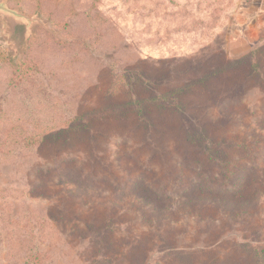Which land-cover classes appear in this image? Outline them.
<instances>
[{"label": "rangeland", "instance_id": "374dc122", "mask_svg": "<svg viewBox=\"0 0 264 264\" xmlns=\"http://www.w3.org/2000/svg\"><path fill=\"white\" fill-rule=\"evenodd\" d=\"M43 9L23 49L7 51L19 71L0 62V264H232L233 244L264 245L257 1L50 0ZM160 94L170 104L137 107ZM108 104L120 113L50 135ZM200 131L208 143L187 139ZM198 167L224 189L245 168L247 196L208 209L198 198L209 186L189 195ZM166 247L189 258L175 263Z\"/></svg>", "mask_w": 264, "mask_h": 264}, {"label": "trees", "instance_id": "16d2710c", "mask_svg": "<svg viewBox=\"0 0 264 264\" xmlns=\"http://www.w3.org/2000/svg\"><path fill=\"white\" fill-rule=\"evenodd\" d=\"M15 57H12L11 54H9L8 52L0 49V62L5 63V64H9L11 65L13 68H16L15 71H19L20 67V63H13ZM21 72V71H20ZM126 78L128 79L129 76ZM178 91H175V93H177ZM169 97L166 94H160V95H155V97H149L148 99H142L143 102L138 105L137 107H142L144 108V106H146L147 104H151L152 106H161L163 104H170L168 103L166 100H168ZM134 100H138V99H134ZM115 104V103H114ZM132 104H129L128 106H131ZM116 109H114V106L112 104H108L102 108H98L97 110L90 112V113H86L84 115L78 116L74 119H71L69 122L70 124H68V128L64 129V130H59L56 132H52L50 133L51 136L55 135H59L61 133H65L66 131H73L77 128L82 129L84 127L87 126V122H84L85 118H89L91 116H93L94 114H110V112L114 111ZM118 112V114L120 113V111L116 110ZM54 137V136H53ZM187 139L190 142H196L198 140H201L205 143H208V139L205 137L204 132L200 131L198 133H189L187 135ZM210 147L208 144H203V148H208ZM208 155V152L206 153ZM208 158V157H207ZM209 159V158H208ZM245 169V168H244ZM244 169H241V174L242 177L240 178L241 180H237L236 181V188H231V189H224V186H218L219 182H215V178L216 176L213 175H207L208 177H201L202 175L199 172V167L196 168V172L198 171L199 173L196 174V179L195 180V187H192V190L190 191L189 195L193 196L197 190L209 186L208 190H202V193H205L204 195L200 196L198 199L199 200H210L208 204H206L205 206H207L208 209H211V205L216 206V207H227L228 209H232L233 205L235 202H237V200L241 199L243 200L244 197L247 196L246 192L245 194H243L244 190H246L244 187L242 186H246L247 184V179H246V175ZM254 176V173H253ZM237 179V178H236ZM251 182V181H250ZM242 185V186H241ZM197 189V190H196ZM149 194V193H148ZM147 194V195H148ZM155 194H149V197H153ZM233 195V196H231ZM230 196V198H228ZM142 216H145V213H143ZM192 216V214L189 212L187 213V217ZM234 245V248H233ZM232 246L229 247V249L231 248L232 253H234L233 249L235 250V254L232 257H228L226 258L228 263H232V264H264V245L263 244H253L250 242H239L236 244H233ZM201 252L203 255H207L211 256L207 250H201V249H196L193 250V252L191 253V255H194V253L197 252ZM163 253H168V254H172L173 257H171V259L173 260V262L175 263H182L183 260H187L189 257L186 253H181V251H175L173 249H170L169 247H166L164 249ZM168 254H163L164 256H168ZM218 257V256H217ZM103 259L100 260H96L95 264H115L114 262H111L109 259L102 257ZM211 259V258H210ZM209 259V260H210Z\"/></svg>", "mask_w": 264, "mask_h": 264}, {"label": "crops", "instance_id": "0c3cea01", "mask_svg": "<svg viewBox=\"0 0 264 264\" xmlns=\"http://www.w3.org/2000/svg\"><path fill=\"white\" fill-rule=\"evenodd\" d=\"M50 0H0V49L21 51ZM264 10V0H256Z\"/></svg>", "mask_w": 264, "mask_h": 264}]
</instances>
